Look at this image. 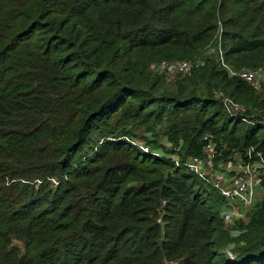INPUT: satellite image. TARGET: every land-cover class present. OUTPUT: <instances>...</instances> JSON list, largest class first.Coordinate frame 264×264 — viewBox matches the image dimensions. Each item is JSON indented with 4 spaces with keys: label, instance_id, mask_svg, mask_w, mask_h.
Masks as SVG:
<instances>
[{
    "label": "trees",
    "instance_id": "16d2710c",
    "mask_svg": "<svg viewBox=\"0 0 264 264\" xmlns=\"http://www.w3.org/2000/svg\"><path fill=\"white\" fill-rule=\"evenodd\" d=\"M219 30L225 63L264 66V0H0V264H264V196L226 226L180 164L209 138L215 161L264 158L262 113L221 99L263 110L264 86L196 61Z\"/></svg>",
    "mask_w": 264,
    "mask_h": 264
},
{
    "label": "built area",
    "instance_id": "2783aa9c",
    "mask_svg": "<svg viewBox=\"0 0 264 264\" xmlns=\"http://www.w3.org/2000/svg\"><path fill=\"white\" fill-rule=\"evenodd\" d=\"M216 38L220 53V61H218L228 75L237 76L243 80L251 82L257 87H260L261 85L264 86V67L260 66L255 69L242 68L241 70L232 68L229 64L224 62V54L221 44V30H219ZM192 66V63L186 60L162 61L158 65V69L168 74H185L190 72ZM222 102L229 114L233 116L238 115V113L233 111L232 108H229L230 104H233L232 100H224V98H222ZM241 119L242 121L247 122V118ZM206 138L207 137H205V139ZM207 140L208 143L203 149L204 155L202 158L195 156L189 157L185 162L180 164L185 165L188 171L193 172L214 189L218 190L224 201L220 210V216L223 222L227 224L232 222L235 218H240L242 209H251L258 198L257 192L260 189H264V185L262 184L264 180V158L260 153H255L256 158L253 156L251 157V152L248 151V153L246 152L247 161L238 163L236 166H234L231 161H228L231 162V165L226 164L224 169L216 170L213 168V161L216 158L217 152L212 148L215 144H211L212 140L210 138ZM131 143L145 152L149 151L147 146L137 145L133 141H131Z\"/></svg>",
    "mask_w": 264,
    "mask_h": 264
},
{
    "label": "rangeland",
    "instance_id": "374dc122",
    "mask_svg": "<svg viewBox=\"0 0 264 264\" xmlns=\"http://www.w3.org/2000/svg\"><path fill=\"white\" fill-rule=\"evenodd\" d=\"M219 45L217 44V38L215 37L214 41L206 47L205 51L203 52V54L199 57H197L196 61L198 60L200 63L201 61H204L203 58H205V55H212L214 54V52H216V55H217V58L218 60L220 61V53H219ZM214 48V50H213ZM221 48V47H220ZM222 49V48H221ZM181 61V60H179ZM186 61H189L191 62V60H186ZM162 61H159V63L156 65V70L157 72L159 73H166V72H162L158 69V65L161 63ZM192 63V62H191ZM156 64V63H155ZM193 65V63H192ZM221 65V63H220ZM263 65V64H261ZM153 66V65H152ZM231 66V65H230ZM232 67V66H231ZM261 67H264V66H261ZM233 68V67H232ZM242 68H240L241 70ZM252 69H255V68H252ZM168 74V73H166ZM168 76V77H167ZM166 77L168 78L169 81H174L177 79L178 75L177 73H172V74H168ZM181 76H184V75H181ZM264 85V84H263ZM219 96V95H218ZM222 98H224V100H232L230 99L229 97H226V96H223ZM221 98V99H222ZM233 101V100H232ZM233 104L229 106V108H232L233 111H235L236 113L238 114H242V115H246V118H247V122L246 123H249L250 121V118L251 117H254V115L256 114V111H259L260 113H262L263 117H264V108L263 110L262 109H259V110H256L257 108L251 110V107L250 105H247L246 103L244 102H236V101H233L232 102ZM226 109V108H225ZM227 110V109H226ZM262 110V111H261ZM228 112V111H227ZM158 128H161L158 126ZM135 135L133 138H129L131 141H133L134 143H136L137 145H143V146H147L149 151H154L155 153L157 154H160V155H165L163 152V150H165V148H169L170 149V144H168V142L166 141V139L162 136H154L155 133H152V132H145L144 129L142 128H137L135 129ZM146 140H150V141H155L156 144H158L160 147L158 148H154L151 146V144H148ZM214 143L213 141H211V144ZM212 146V145H211ZM180 148V147H178ZM215 150V146L213 145V147ZM173 152H177L178 149H172ZM171 158H175L177 159L178 155L176 153H172L169 155ZM228 161H231L233 163L234 166H236L239 162V156L234 154L233 156H231V158H229L228 160H223V159H219L217 161H213V164H214V167L216 170H222L224 169V166L226 164L228 165H231V162H228ZM228 162V163H227ZM257 195H258V198L259 199L261 196H264V189H260L258 192H257ZM247 210V211H246ZM249 212L248 209H242L241 210V219L242 221H245L246 220V217H245V214ZM225 224V223H224ZM235 224V221L231 222V224H225L226 226H233ZM230 227V228H231ZM169 264H175V263H169Z\"/></svg>",
    "mask_w": 264,
    "mask_h": 264
}]
</instances>
